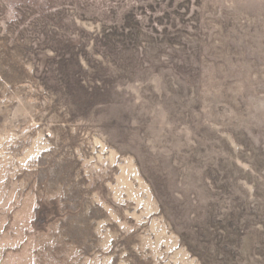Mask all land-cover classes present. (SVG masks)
Instances as JSON below:
<instances>
[{
    "label": "rangeland",
    "instance_id": "rangeland-1",
    "mask_svg": "<svg viewBox=\"0 0 264 264\" xmlns=\"http://www.w3.org/2000/svg\"><path fill=\"white\" fill-rule=\"evenodd\" d=\"M0 264H264V0H0Z\"/></svg>",
    "mask_w": 264,
    "mask_h": 264
}]
</instances>
